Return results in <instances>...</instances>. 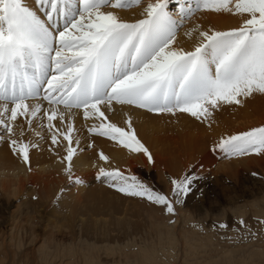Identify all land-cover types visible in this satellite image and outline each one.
Returning <instances> with one entry per match:
<instances>
[{
	"label": "snow or ice",
	"instance_id": "6c2138e0",
	"mask_svg": "<svg viewBox=\"0 0 264 264\" xmlns=\"http://www.w3.org/2000/svg\"><path fill=\"white\" fill-rule=\"evenodd\" d=\"M171 2L0 0V129L13 154L29 164L30 149L37 145L24 142L23 124L31 128L38 119L43 127L46 117L52 145L65 148L61 163L67 162L68 181L80 185L83 180L74 177L71 167L76 153L73 109L82 110L86 123L91 121L90 134L142 153L152 163L130 118L127 128L107 122V113L117 105L173 116L186 113L211 126L213 113L222 106L244 107L257 94L264 96V0H175L174 11ZM141 4L140 17L131 22L114 11ZM200 12L238 15L241 23L227 31L197 25L185 33L196 35L191 50L175 46L184 22ZM18 117L24 118L19 124ZM66 117L69 122L62 131L59 125ZM4 139L0 135V142ZM212 150L228 158L264 157V126L222 136ZM99 160L107 163L109 158L101 152ZM101 178L119 193L175 214L172 201L133 175L100 167L96 179ZM195 179L185 174L170 180L176 203L192 191ZM64 191L60 189L57 199Z\"/></svg>",
	"mask_w": 264,
	"mask_h": 264
},
{
	"label": "bare ground",
	"instance_id": "6f19581e",
	"mask_svg": "<svg viewBox=\"0 0 264 264\" xmlns=\"http://www.w3.org/2000/svg\"><path fill=\"white\" fill-rule=\"evenodd\" d=\"M25 2L30 4L31 0ZM142 7L114 11L131 22L140 17ZM169 9L176 8L169 4ZM240 23L238 15L204 12L200 20L178 31L175 46L191 50L196 35L189 38L185 33L197 25L227 31ZM43 104L47 108V102ZM72 113L76 153L71 167L74 177L83 180L80 185L68 181L64 172L67 162L61 163L65 148L52 145L46 117L43 127L38 119L31 128L23 124L24 142L37 145L30 149L27 165L13 154L7 135L0 129L5 137L0 142V255L20 264H264V226L259 231L242 232L235 227L209 232L201 226L214 217H243L245 205L236 201L238 198H221L216 193L215 200L204 197L195 201L188 196L184 204H177L175 216L167 217L147 199L126 196L102 182L103 178L96 179L100 167L119 169L158 193H172L170 180L192 172L198 180H207L206 184L223 182L225 175L220 170L243 177V165L264 179V157L237 156L224 162L220 160L226 156L212 150L222 136L264 126V96L257 94L244 107L222 106L213 113L211 126L185 113L173 116L117 105L114 112L107 113V122L127 128L125 121L130 118L137 138L153 157L152 163L142 153H132L114 141L90 134L91 121H84L82 110L73 109ZM23 120L18 117L16 123ZM68 122L66 117L59 125L62 131ZM14 130L20 138L21 128ZM76 140L80 141L78 146ZM101 152L109 158L107 163L99 160ZM216 165L218 172L209 175V168ZM260 186L264 195V180ZM61 188L65 191L57 199ZM250 209L264 220V196L253 200Z\"/></svg>",
	"mask_w": 264,
	"mask_h": 264
},
{
	"label": "rangeland",
	"instance_id": "374dc122",
	"mask_svg": "<svg viewBox=\"0 0 264 264\" xmlns=\"http://www.w3.org/2000/svg\"><path fill=\"white\" fill-rule=\"evenodd\" d=\"M147 0H144V3H146ZM154 2V0H153ZM143 4H141L140 6H134L131 7L129 9L126 10H121V11H131V10H135L137 8L142 7ZM170 6L172 8H176V4H175V0H172V2L170 3ZM174 11V9H173ZM204 12H200L197 13L191 20H186L183 24V26L179 29V31H181L182 29H184L186 27V25H191L193 24L196 20H200L202 14ZM185 115H188L185 113ZM2 130V129H1ZM45 130V128H44ZM45 134L48 135V133L46 132ZM5 135V134H4ZM253 156L255 154H252ZM252 155H245V158H247L248 156L251 157ZM257 156V155H256ZM242 157V156H240ZM238 158V157H236ZM234 158H230V159H226V157L220 161H224V162H230L233 161ZM244 158V157H242ZM218 165H216L213 169H210V173L211 174H216L218 172L217 169ZM242 171L244 172V174L242 175L243 177H240L235 175L234 173L230 172L229 170H227L228 174L224 173L223 170H220V174L225 175V178L223 180V182L219 181L213 184H206L207 180H198V176L195 175L194 172H192L191 174H194L196 176V179L193 181V187H192V191L188 193V195L184 198L182 197V199L180 198L181 202L185 203V199H187V197L192 196V198L197 201V200H202L204 197H208L210 198V200H215L216 198V193L218 194V196H220L221 198L224 197L226 198V196H231V197H235L238 198L239 201L241 200L240 204L245 205V209H246V213L243 217H236L234 214H230L228 215L227 219H223L222 217L220 219H217L216 217H214V219L212 221H203L201 226L203 227L204 230L206 231H213L216 232L218 231H223V229H226L227 231L233 230L234 227L236 230H257L259 231V227L262 228L264 226V223H261L262 221H264L262 218L260 217H255L254 214L252 213V210L250 209L251 205H252V201L255 200L256 198L258 200H260L264 195H261L259 190L261 189L260 187V182L261 180H264L260 174H256L253 175V171H251L248 166H242ZM209 179V178H208ZM212 180H214L213 178H211ZM210 181V180H209ZM214 182V181H213ZM216 189L215 191L212 192V190ZM208 192V193H207ZM160 194L165 195L170 201L173 202L174 204V210H175V214L177 211V204L175 201V197L173 199V195L172 193H167V191H160ZM112 195H115V192L112 191ZM209 195V196H208ZM201 198V199H200ZM197 199V200H196ZM210 200H208L206 208L208 209ZM151 203V202H150ZM176 203V204H175ZM183 203V204H184ZM152 204V203H151ZM195 204V202H194ZM199 204V203H198ZM153 206H156L157 208L161 209V211L164 213V216H169L166 212V210L163 209V206L161 205H156V204H152ZM193 209V208H192ZM244 209V211H245ZM16 210L15 208L12 209ZM166 212V213H165ZM175 214H171L173 216H175ZM216 215V213L214 214ZM47 218L48 216L45 215ZM240 221H243V224L240 223ZM221 224L225 225L224 228L219 227ZM206 225V226H205ZM237 226V227H236ZM248 226V227H247ZM217 231V232H218ZM252 231V233H253ZM251 233V232H250ZM1 242L2 240H0V250L2 249L1 247ZM12 261V262H9ZM3 262V263H2ZM20 264V262L18 260H16V262L12 259H6L4 256L0 255V264Z\"/></svg>",
	"mask_w": 264,
	"mask_h": 264
}]
</instances>
